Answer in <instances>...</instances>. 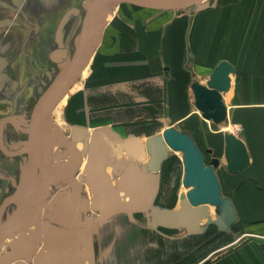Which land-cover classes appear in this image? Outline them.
Returning a JSON list of instances; mask_svg holds the SVG:
<instances>
[{"label": "rangeland", "instance_id": "rangeland-1", "mask_svg": "<svg viewBox=\"0 0 264 264\" xmlns=\"http://www.w3.org/2000/svg\"><path fill=\"white\" fill-rule=\"evenodd\" d=\"M210 2L211 0H195L175 7L155 8L144 2L122 0L118 7L129 5L137 12H162L203 8ZM107 26H103L102 33L105 35L108 33ZM110 40L105 39L103 46L97 51L94 58L96 61L91 63L89 73L84 80V77L80 79L83 84L75 90L74 84L78 79L67 90L64 99L55 104L51 130L58 138L65 137L61 151L66 158L70 147L78 150L81 154L80 165L88 154L86 140L91 129L98 127L104 132L108 146L106 168L113 184L119 188V206L111 217L103 218L100 211L91 205L92 192L84 179L76 173L68 179H61L57 177L60 167H53L52 182L43 203L35 208L28 221L15 233L19 235L36 231L40 236L38 250L45 253L48 264H52L53 258L60 264H86L88 258L103 260L102 245L107 246L109 240H104L101 233L114 222L124 226L126 223L128 230L143 228L146 239L151 244H147L150 264H172L175 256L184 257L190 253L197 254L198 257L205 256L206 252L223 244L227 247L245 242L264 244V185L254 175L261 171L254 169L255 162L239 171L229 170L224 136L235 133L242 137L247 131H264V86L258 90L249 88L253 85V74L235 71L231 73L233 89L223 92L228 111L230 106L238 103L239 97L242 100L246 98L251 102H261L262 106H252L247 112L237 111L243 112L242 115H236L234 107H231L227 118L220 123L205 118L199 109L202 115L194 112L186 119H181V114L188 108H198L193 83L186 85L187 90H182L180 83L170 81L163 75L156 74L143 79L141 74L126 71L119 73L117 68L111 70L113 58H101L100 54L103 49L116 50L115 41L112 38ZM235 53L236 50L230 49V55ZM71 58L72 53L69 59H64L62 65L56 67L54 80L46 89L39 90L41 98L63 74L65 65ZM217 66L200 68L209 71L215 70ZM192 69L196 72L195 77L207 84L211 74H201L196 66ZM256 76L264 85V74ZM176 102L182 103L178 105ZM261 107L262 110H259ZM255 108L258 109V115L253 112ZM229 124H232V131L226 129ZM169 126L182 130L193 138L204 156L205 163L213 166L220 181L221 201L218 205L210 206L208 217L195 231L167 228L155 224L151 217L153 207L175 208L187 197L184 153L170 149L160 168L152 171L148 167V160H137L128 153L123 143V139L130 133L141 136L145 142L151 135L163 134ZM212 131L219 133L214 134ZM24 134L26 137L29 135ZM22 143L19 148H3L4 155L15 159L20 170L14 175L16 181L9 195V204L6 203V208L3 207L0 211V223L16 208L23 192L40 179V169L29 168L27 165L29 143L27 140ZM66 158L61 161L62 164L67 162ZM19 188L21 189L18 190ZM161 235L172 239L163 240ZM64 248L81 250L86 253L87 258L68 263L61 256ZM218 253L220 252H215L214 255ZM34 257L35 253L13 264H36Z\"/></svg>", "mask_w": 264, "mask_h": 264}, {"label": "crops", "instance_id": "crops-1", "mask_svg": "<svg viewBox=\"0 0 264 264\" xmlns=\"http://www.w3.org/2000/svg\"><path fill=\"white\" fill-rule=\"evenodd\" d=\"M92 1L0 0V211L9 204L16 181L14 175L20 170L15 159L4 155L3 148H19L23 141L28 142L29 135L26 137L24 133L29 134L33 111L44 97L41 98L39 90L46 89L54 80L56 67L69 59L70 53L73 56ZM120 1L101 22L100 32L108 25V33H102L83 80L105 39L112 38L116 50L103 49L100 54L101 58L112 57L111 70L117 68L119 73L141 74L143 79L163 75L187 90L189 83H203L195 77L194 66L206 75L214 70L205 69L227 60L236 71L253 74V85L249 88H263L256 75L264 74V0H211L203 8L162 12H137L129 5L118 7ZM230 49L236 50L233 56ZM237 101L228 113L231 107L236 115H242L252 106L263 105L241 97ZM188 109L181 119L200 112L198 108ZM258 109H254L255 115ZM240 138L247 146L249 163L255 162L254 169L262 172L254 175L264 185V131H247ZM69 157L70 154L67 161ZM130 230L126 223L124 226L119 222L107 227L101 233L104 240H109L107 246L102 245L103 260L88 258L86 264H150L147 244H151L143 228ZM161 238L172 239L162 235ZM215 252L220 253L215 256ZM172 264H264V244L245 242L233 247L223 244L205 256L192 253L175 256Z\"/></svg>", "mask_w": 264, "mask_h": 264}, {"label": "water", "instance_id": "water-1", "mask_svg": "<svg viewBox=\"0 0 264 264\" xmlns=\"http://www.w3.org/2000/svg\"><path fill=\"white\" fill-rule=\"evenodd\" d=\"M115 0H93L84 18L75 52L66 65L63 74L50 86L40 103L35 107L29 131L28 167L40 169V179L31 188L25 190L12 213L0 223V242L9 237L31 217L35 208L42 204L52 182V163L54 160V141L57 135L51 132L52 114L65 91L79 79L81 66L88 65L102 40V33L97 29L99 17L108 16L107 5ZM155 8H170L195 0H135ZM235 66L221 61L211 73L207 84L194 81L192 84L196 106L203 116L215 122H223L228 110L223 92L232 88L231 73ZM226 159L231 171L244 169L250 162V155L245 142L235 133L225 135ZM125 147L139 160L150 155L148 167L152 171L160 168L168 157L170 149L184 153V184L189 188L187 197L175 208L153 207L151 217L155 224L167 228H186L190 231L199 229L210 211V206L221 201L220 181L213 166L207 165L204 156L193 138L182 130L168 128L163 134L151 135L146 144L140 136L130 133L124 139ZM146 147V148H145ZM69 160L62 164L57 177L68 179L80 167L81 154L75 147L69 148ZM108 146L104 141V132L96 127L89 147V161L86 164L87 184L92 192L91 205L100 211L103 218H109L119 206V188L116 187L107 171ZM196 183L197 187H192ZM19 188L18 190H20ZM40 236L36 231L20 234L11 239L9 249L0 255V264H12L35 253L36 264H48L45 253L38 250ZM61 256L68 263H76L87 258L85 252L64 248ZM52 264H60L53 258Z\"/></svg>", "mask_w": 264, "mask_h": 264}, {"label": "bare ground", "instance_id": "bare-ground-1", "mask_svg": "<svg viewBox=\"0 0 264 264\" xmlns=\"http://www.w3.org/2000/svg\"><path fill=\"white\" fill-rule=\"evenodd\" d=\"M117 1H119V0H115L114 2H112V3H110V4H108L107 5V10H108V15L110 14V13H112L113 12V10L115 9V7H116V5H117ZM102 20H103V17H99L98 18V20H97V29L99 30V32H100V30H101V22H102ZM91 59H92V56L90 57V59H89V63H90V61H91ZM89 63H88V65H85V66H81V68H80V76H79V80L74 84V87H76L77 85H79V82H80V79L84 76V74H85V71H86V69L88 68V66H89ZM231 75V74H230ZM232 77V76H231ZM73 87V88H74ZM68 90V89H67ZM67 90L65 91V94H64V97H65V95H66V92H67ZM230 91V90H229ZM228 91V92H229ZM64 97L61 99V101L64 99ZM60 101V102H61ZM227 106V105H226ZM200 110V109H199ZM227 110H228V108H227ZM201 111V110H200ZM206 118V117H205ZM207 119H210V118H207ZM55 125V124H54ZM168 128H175V127H172V126H169V127H167L166 129H168ZM165 129V130H166ZM175 129H177V128H175ZM226 129L227 130H229V131H232L233 130V127H232V124H229L227 127H226ZM94 130H95V128H92L91 129V131H90V133H89V135H88V137H87V140H86V146H88V147H86V148H88V154L87 155H85V157H84V161H83V163L80 165V167H79V169L76 171V175L78 176V177H80V178H82V179H84V182L86 183V185L88 186V184H87V174H86V171H85V167H86V164H87V162L89 161V147H90V144H91V139H92V135H93V133H94ZM51 132H52V130H51ZM139 136V135H138ZM140 138H141V141H142V143L144 144V146H145V144H146V141L144 142V140L142 139V137L140 136ZM65 139V137H60V138H58V136H57V139L53 142L54 143V147H55V151H54V160H53V163H52V168L54 167V169L55 168H59L61 165H62V160L64 159V158H66L65 157V155L62 153V151H61V144L63 143V140ZM147 140V139H146ZM104 141H105V137H104ZM106 144V143H105ZM125 146V145H124ZM85 147V144H84V146H83V148ZM146 148V147H145ZM125 149L128 151V153H130L133 157H135L126 147H125ZM84 154V153H83ZM68 156V155H67ZM84 156V155H83ZM136 158V157H135ZM137 160H139L138 158H136ZM149 159H150V155H147V157L144 159V160H139V161H149ZM59 161V162H58ZM66 161H67V158H66ZM52 176H53V171H52ZM53 178V177H52ZM196 183H194L193 185H192V187H197V185H195ZM88 188L90 189V187L88 186ZM189 189V188H188ZM91 198H92V193H91ZM18 230V229H17ZM17 230L15 231V232H17ZM15 232H13L9 237H6V238H3L2 240H1V242H0V255L2 254V253H4L5 251H7L8 249H9V243H10V241H11V239H13V238H15V237H17L18 236V234H16ZM15 233V234H14ZM20 235V234H19ZM34 254V253H33ZM33 254H31V255H33ZM36 255V254H35ZM18 261V260H17ZM16 262V261H15ZM14 263V262H13ZM12 263V264H13Z\"/></svg>", "mask_w": 264, "mask_h": 264}, {"label": "flooded vegetation", "instance_id": "flooded-vegetation-1", "mask_svg": "<svg viewBox=\"0 0 264 264\" xmlns=\"http://www.w3.org/2000/svg\"><path fill=\"white\" fill-rule=\"evenodd\" d=\"M8 120V119H7Z\"/></svg>", "mask_w": 264, "mask_h": 264}]
</instances>
